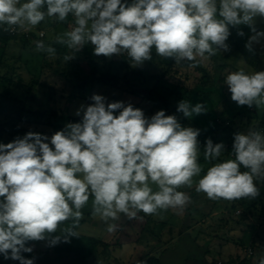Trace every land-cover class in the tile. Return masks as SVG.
Returning <instances> with one entry per match:
<instances>
[{"label":"clouds","instance_id":"9594fccd","mask_svg":"<svg viewBox=\"0 0 264 264\" xmlns=\"http://www.w3.org/2000/svg\"><path fill=\"white\" fill-rule=\"evenodd\" d=\"M51 43L34 42L35 51L57 54L53 44L69 50L65 62L85 46L111 58L126 54L133 66L152 60V53L176 66L196 68L230 51V29L245 25L253 33L245 48L264 40L256 28L264 19V0H0V29L28 32L46 19L66 23ZM43 35V33H41ZM237 35L243 37L242 30ZM224 83L237 106L264 107V71L243 68L226 75ZM81 105L80 122L68 123L50 138L27 132L0 143V255L19 264H34L29 242L47 246L80 237L84 209L118 230L128 220L158 215L161 210L182 214L195 188L212 201L255 199L264 181V132L249 128L233 137V158L220 160L225 145L209 138L200 163V129L184 127L175 115L160 110L146 117L131 103L106 102L93 94ZM177 111L185 118L207 111L183 100ZM118 113V114H117ZM215 162V163H213ZM70 222V223H69ZM58 233V234H57ZM143 264V262H141ZM258 264H264L261 257Z\"/></svg>","mask_w":264,"mask_h":264},{"label":"rangeland","instance_id":"374dc122","mask_svg":"<svg viewBox=\"0 0 264 264\" xmlns=\"http://www.w3.org/2000/svg\"><path fill=\"white\" fill-rule=\"evenodd\" d=\"M71 23L70 18L66 23H55L46 19L33 30H36L37 34L43 32L39 40L49 44L56 33L68 30ZM243 26L246 29L245 35L243 37L238 35L235 38L238 41L244 40L241 46L245 55L233 49L234 51L232 50L233 52L225 58L226 67L220 74L224 96L213 92L197 93L190 104L195 106L201 103L205 105L207 111L200 115L194 114L190 118L183 117L186 119L184 127L200 129L198 137L201 146L200 163L205 171L211 166L203 159L207 136H217L220 138V143L225 145V152L219 158L224 160L233 158L230 147L235 133L246 132L249 128L264 132V127L259 126L264 107L256 109L237 106L231 100V93L224 83L227 74L241 68L248 73L264 71V47L260 48L264 40L253 46L254 51H248L245 45L253 33L245 25L239 28ZM255 26L257 30L264 31V19L257 18ZM230 31L232 37L237 34L236 28ZM66 52L68 54L69 50L66 49ZM2 53L4 61L13 66L14 72L20 75L25 84L31 78H36L40 82L32 90L33 92L31 91L36 96L30 101L34 110L41 108L40 102L46 100V105L59 113L66 109L67 114L74 118L71 123H76L82 119V116L75 115L80 106L91 104L90 97L93 94H100L106 97L108 103H131L149 118L159 111L151 102L143 98L148 86L154 81L149 76L159 74L162 69L156 58L144 62L142 66L132 65L136 70L143 69L144 74H132L119 89L96 82L87 83L71 98L69 97L72 91L71 85L61 76V73L67 70L66 62L63 57L59 62L56 61V58L61 56L60 53L49 57L37 52L34 40L30 39L12 40L4 50L0 46V56ZM75 58L80 62V70L86 74L88 71L82 51L77 53ZM207 67L212 73V65ZM184 76L182 73L170 76L171 82L179 84L178 90L170 98L172 103L180 102L178 100L180 95L187 96L184 88L186 90L193 88L199 74L194 72ZM6 83L5 80L0 79V92ZM162 87L165 91L171 88V85L163 84ZM11 91L10 94L20 98V92L23 93L25 88L18 91L14 87ZM48 91L51 94L46 98L44 93ZM18 107L19 103L12 104L9 101L0 108V143L12 142L15 139L13 135L18 129L38 132L49 138L56 132L51 125L42 123V119L33 121L32 116L28 117L25 114L21 115L20 121H17L15 118ZM229 113L234 115L230 116ZM260 184L261 181H258L257 186ZM181 190L188 192L192 199L191 204L182 214L172 210H161L158 215H145L140 212L138 218L134 220L122 217V220L117 222L118 230L111 234L106 231L107 226L99 217L88 213L90 207L85 208L84 219L81 220L78 228L80 237L71 238L70 244L84 248L88 243L90 244L89 239L96 240L97 246L86 257V262L91 264H140L146 254L159 257L164 264H212L217 261H221L222 264H258L259 259L264 257V212H261V205L255 199H244L241 202L235 200L236 207L230 208L233 201L209 200L206 194L197 193L194 187ZM253 201L255 207L251 205ZM32 258H35L34 264H80L72 252L57 257L51 251L44 256L38 251H33Z\"/></svg>","mask_w":264,"mask_h":264},{"label":"trees","instance_id":"16d2710c","mask_svg":"<svg viewBox=\"0 0 264 264\" xmlns=\"http://www.w3.org/2000/svg\"><path fill=\"white\" fill-rule=\"evenodd\" d=\"M70 21H72V17L70 16ZM45 27V26H44ZM242 30L246 33V29L243 26L242 28L237 29ZM238 36L237 34L232 37L229 36L227 43L230 46V51L228 52H218L216 56L212 57L210 60L206 61L202 65L196 68H189L186 64L181 66H176L174 60L169 59L165 61L162 57L156 55L155 50L152 53V60L155 58L158 60V63L161 64L162 69L159 74H151L149 78L153 79V83L151 86H148L146 93L143 95V98L147 101L151 102L159 111H165L166 115H175L182 126L186 123V119L183 118V114L177 111L178 104L186 100L189 103L193 101L196 97L197 93H216L218 95L224 96L223 93V85L221 73L226 67L225 58L231 54L234 50L238 53L245 52L242 50V40L238 41L235 37ZM39 40V36L36 30L28 31V36H24L23 34H10L9 32H5L0 29V46L4 50L9 42L12 40ZM24 44V43H22ZM35 45V44H34ZM53 47L57 49V53H60L61 56L56 58V61L59 62L61 57L67 54L66 48L62 45L53 44ZM260 48L264 47V43L260 44ZM234 49V50H233ZM233 50V51H232ZM84 55V64L87 67V73L84 74L82 70H80V62L78 60H71L66 62L67 70H64L61 73V76L64 77L67 82L71 85L72 91L69 94V97L73 98L78 92V89L83 88L87 83H99L102 85L110 86L115 89H119L122 87L123 82H127V79L132 74H144L143 69L136 70L132 67V61L130 58L127 57L126 54H122L121 56H113L111 58H107L104 56H96L93 54V49L91 45L85 46L82 50ZM148 62V61H147ZM252 64V61H250ZM208 65H212V73L208 70ZM198 73L199 76L197 78V82L190 90L187 91V96L183 97V95L179 97L180 102H171L170 98L174 95V93L178 90L179 84L173 83L170 81V76L184 74L185 76L192 73ZM144 76V75H143ZM184 76V77H185ZM0 79L5 80L7 83L2 87V91L0 92V108H3V104L5 102H12V104L19 103V107L16 110V120L20 121L22 119L23 114L27 115L28 117L32 116L33 121H38L42 119V123L51 125L54 130L60 131L64 128V126L68 123H71L74 118L72 119L65 110H62L60 113L57 112L54 108L46 105L45 101L42 100L41 108L34 110L30 101H33L36 98L35 94L31 93V91L36 88L40 82L36 78H31L28 83H24L21 80V77L18 73L14 72V68L12 65L7 64L4 61L3 53L0 56ZM16 87V90H20L25 88V91L22 93L20 92L21 96L16 97L15 95L10 94L12 91L11 89ZM163 84H167L168 86L171 85V88L163 91ZM33 92V91H32ZM50 92L44 93L46 98L50 97ZM177 100V101H178ZM230 116L234 114L229 113ZM80 122V121H78ZM259 126L264 127V114H262L261 120L259 121ZM19 130V131H18ZM17 133H14V138L23 137L28 130L26 129H18ZM211 139L213 143H220V138L217 136H207L205 139ZM14 140V139H13ZM231 146V144H230ZM229 149V147H227ZM232 149V146L230 147ZM230 149V150H231ZM260 189V195L255 198V200L261 205V212H264V181H261V184L258 185ZM244 199H240V202ZM255 201L251 205L255 207ZM236 203L235 200L232 202L230 208H235ZM91 214V211L88 212ZM72 240V239H71ZM70 240V241H71ZM86 247L80 248L78 245L73 246L69 243H58L55 246H47L45 242H29L28 246L33 247V251H38L43 255L47 254V252L51 251L54 256L59 257L65 253H74L75 257L77 258L80 264H91V262H86V257L91 250L97 246L96 240L89 239ZM26 258H31V253H23ZM143 264H164L163 261L154 255L146 254L143 260L141 261ZM140 262V264H141ZM212 264H215L212 263Z\"/></svg>","mask_w":264,"mask_h":264},{"label":"flooded vegetation","instance_id":"af4514ba","mask_svg":"<svg viewBox=\"0 0 264 264\" xmlns=\"http://www.w3.org/2000/svg\"><path fill=\"white\" fill-rule=\"evenodd\" d=\"M50 252V251H49ZM47 252V253H49ZM32 256L31 258L33 257V252L31 253ZM41 256H44L42 253H39ZM0 264H19V261H14V260H11V259H4V257L2 255H0Z\"/></svg>","mask_w":264,"mask_h":264},{"label":"built area","instance_id":"2783aa9c","mask_svg":"<svg viewBox=\"0 0 264 264\" xmlns=\"http://www.w3.org/2000/svg\"><path fill=\"white\" fill-rule=\"evenodd\" d=\"M10 34L14 35V34H23L24 36H28V32H22V31H17V32H9ZM41 33L43 32H38V36H42ZM249 254H251V251H249ZM215 264H222L221 261H217Z\"/></svg>","mask_w":264,"mask_h":264}]
</instances>
